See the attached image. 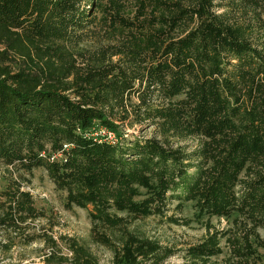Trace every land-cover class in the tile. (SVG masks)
Returning <instances> with one entry per match:
<instances>
[{"label": "trees", "instance_id": "1", "mask_svg": "<svg viewBox=\"0 0 264 264\" xmlns=\"http://www.w3.org/2000/svg\"><path fill=\"white\" fill-rule=\"evenodd\" d=\"M189 140L191 150L173 144ZM0 166L42 170L66 210H89L90 240L111 264H170L179 252L182 264H211L222 240L224 264H256L264 0H0ZM174 201L205 222L198 243L175 249L130 229ZM45 217L11 182L0 252L40 240L45 264L98 263L71 237L59 236L62 255L37 225ZM211 218L233 219L218 230Z\"/></svg>", "mask_w": 264, "mask_h": 264}, {"label": "rangeland", "instance_id": "2", "mask_svg": "<svg viewBox=\"0 0 264 264\" xmlns=\"http://www.w3.org/2000/svg\"><path fill=\"white\" fill-rule=\"evenodd\" d=\"M133 132V131H130ZM137 134V131L134 132ZM104 134L98 131L97 135ZM96 135V134H95ZM154 135L152 129L145 130L143 136L151 137ZM174 145H180L191 150L195 145L194 140L185 142L175 141ZM194 170L189 173L192 174ZM13 168L0 166V191L4 190L11 182L22 183V188L31 194L36 209L45 213V219L37 225L46 228L48 235L56 241L62 255L70 256V252L59 240V236L75 238L80 244L84 245L97 258V264H111L112 253L102 246L93 244L90 240L91 221L88 217L89 210L73 208L66 210L64 208V193L58 191L53 183L48 179L42 170H35L31 174L19 176ZM177 203L174 201L164 217H148L138 219L131 223L130 229L141 236L155 239L161 245L175 249H184L187 246L194 245L206 236L204 221L197 222L193 219V209L191 203H184L181 212L177 210ZM168 217H174L180 224H172ZM233 218L216 219L211 218L209 223L218 230H225L230 227ZM189 220L188 225L184 221ZM260 238H264V231L257 230ZM2 236L0 234V241ZM222 253L211 259V264H224L228 255V250L224 240L220 244ZM40 240L21 246L20 244L13 248L9 253L0 252V264H45L44 255L49 253ZM182 252L177 253L170 258V264H182ZM258 260L256 264H264V249H257ZM54 264V263H53Z\"/></svg>", "mask_w": 264, "mask_h": 264}, {"label": "built area", "instance_id": "3", "mask_svg": "<svg viewBox=\"0 0 264 264\" xmlns=\"http://www.w3.org/2000/svg\"><path fill=\"white\" fill-rule=\"evenodd\" d=\"M102 130H100V132H101ZM104 132V131H103ZM104 134H105V132H104ZM104 134H99V135H104Z\"/></svg>", "mask_w": 264, "mask_h": 264}]
</instances>
